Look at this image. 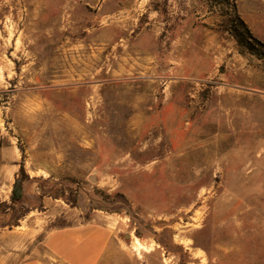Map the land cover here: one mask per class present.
<instances>
[{
	"label": "rangeland",
	"instance_id": "obj_1",
	"mask_svg": "<svg viewBox=\"0 0 264 264\" xmlns=\"http://www.w3.org/2000/svg\"><path fill=\"white\" fill-rule=\"evenodd\" d=\"M199 1L237 12V0ZM168 5L0 0V200L22 161L30 178L0 218V264L27 259L24 247L43 254L37 227L92 217L113 234L102 264H264V99L229 90L223 62L172 90L183 114H134L162 105V88L139 78L153 73L150 52L117 48V20L144 23ZM61 189L76 207L47 195Z\"/></svg>",
	"mask_w": 264,
	"mask_h": 264
},
{
	"label": "crops",
	"instance_id": "obj_2",
	"mask_svg": "<svg viewBox=\"0 0 264 264\" xmlns=\"http://www.w3.org/2000/svg\"><path fill=\"white\" fill-rule=\"evenodd\" d=\"M168 1L164 15L155 10L144 23L141 18L130 23L124 15L117 20V48L136 54L150 52L153 73L139 78L162 88L160 97H156L157 101L163 98L162 105L135 106L134 114L161 117L183 114L182 108L172 105V90L186 81H206L215 64L223 62L229 68V90L242 92L246 98L264 99V0H237V12L232 14L230 7L225 16L215 8L205 9L203 4L199 7V0ZM98 13L102 22L108 21L104 1ZM107 35L108 31L102 27L101 51L108 48ZM192 51L196 53L189 54ZM122 59V68L126 70L127 58L124 55ZM41 200L48 205L52 199L43 196ZM33 231L37 238L44 235L43 254L24 247L22 251L27 250L28 257L16 264H102L113 241L107 224L97 217L78 218L63 228L45 230L43 225Z\"/></svg>",
	"mask_w": 264,
	"mask_h": 264
},
{
	"label": "trees",
	"instance_id": "obj_3",
	"mask_svg": "<svg viewBox=\"0 0 264 264\" xmlns=\"http://www.w3.org/2000/svg\"><path fill=\"white\" fill-rule=\"evenodd\" d=\"M263 45V44H261ZM264 46V45H263ZM20 166V170H19V176L15 179V182L13 184V190H12V194H11V198H10V203L8 202H2L0 200V218L6 214H8L9 212H15L17 211V209L19 208L22 200L25 197L26 194V183L29 181V176L25 171L24 168V163L23 161L19 164ZM60 194H53V195H49L47 194L49 197H52L54 199H63L65 200L68 204H70L72 207H76L77 206V196L75 195V193L70 192L69 196H66V192L65 190L61 189L60 190ZM45 196H47L46 194H44ZM26 214H22L20 216L19 219H21L23 216H25ZM68 225L65 226H57L54 225L53 227H66ZM182 264H186V261H182Z\"/></svg>",
	"mask_w": 264,
	"mask_h": 264
}]
</instances>
